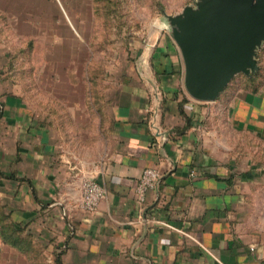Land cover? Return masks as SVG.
<instances>
[{
  "label": "crops",
  "instance_id": "obj_1",
  "mask_svg": "<svg viewBox=\"0 0 264 264\" xmlns=\"http://www.w3.org/2000/svg\"><path fill=\"white\" fill-rule=\"evenodd\" d=\"M137 58L110 96L106 138L95 154H61L25 98L3 97L0 195L12 220L40 241L48 264H264V222L253 203L264 165L220 150L209 135L223 138L207 126L212 104L222 109L227 93L236 95L233 123L264 130L252 99L264 87L254 94L234 84L215 101L193 99L164 27L138 46ZM149 166L161 178L140 204L136 185ZM86 176L107 191L93 211L82 205Z\"/></svg>",
  "mask_w": 264,
  "mask_h": 264
},
{
  "label": "rangeland",
  "instance_id": "obj_2",
  "mask_svg": "<svg viewBox=\"0 0 264 264\" xmlns=\"http://www.w3.org/2000/svg\"><path fill=\"white\" fill-rule=\"evenodd\" d=\"M96 1L0 0V107L6 95L25 98L61 154L99 150L106 138L110 96L134 69L138 46L150 43L154 30L164 26L171 34L166 15L181 13L198 0H121L110 22L97 16ZM256 96L253 109L261 110L258 120L263 127L264 89ZM235 97L221 95L224 107L212 104L207 119L208 128L217 129L226 140L225 147L216 135L209 138L226 153L250 155L264 165V130L233 123L229 108ZM239 112L243 118L250 109ZM0 127H6L2 117ZM257 187L253 203L258 220L264 222V178ZM4 202L0 195V205ZM1 232L2 226L0 264H28L17 248L4 243Z\"/></svg>",
  "mask_w": 264,
  "mask_h": 264
},
{
  "label": "water",
  "instance_id": "obj_3",
  "mask_svg": "<svg viewBox=\"0 0 264 264\" xmlns=\"http://www.w3.org/2000/svg\"><path fill=\"white\" fill-rule=\"evenodd\" d=\"M166 18L193 99L215 101L238 74L260 69L264 0H198Z\"/></svg>",
  "mask_w": 264,
  "mask_h": 264
},
{
  "label": "trees",
  "instance_id": "obj_4",
  "mask_svg": "<svg viewBox=\"0 0 264 264\" xmlns=\"http://www.w3.org/2000/svg\"><path fill=\"white\" fill-rule=\"evenodd\" d=\"M124 0H122L123 2ZM121 0H97L95 2V11L97 16L104 15L111 21L114 12L119 10L122 4ZM120 12H122L120 10ZM123 13V12H122ZM113 14V15H112ZM112 15V16H111ZM110 18V19H109ZM260 60V69L251 73L250 75L242 74L236 80L229 85L239 84L246 90L252 93H258L264 87V49L261 48L258 53ZM228 87V88H229ZM4 101L1 100V105ZM2 111L0 110V117ZM1 130V127H0ZM0 226H2L1 236L5 244L17 248L22 254L27 256L28 264H48L47 257L44 254V247L39 240L35 239L33 235L26 231L23 227L17 226L12 220L10 212L7 209V205H0Z\"/></svg>",
  "mask_w": 264,
  "mask_h": 264
},
{
  "label": "built area",
  "instance_id": "obj_5",
  "mask_svg": "<svg viewBox=\"0 0 264 264\" xmlns=\"http://www.w3.org/2000/svg\"><path fill=\"white\" fill-rule=\"evenodd\" d=\"M156 114H153L155 117ZM154 119V118H153ZM152 127L156 132L159 131V126L155 121H152ZM161 178V172L153 166L144 168L142 174L136 185V199L140 204L146 201L147 193L149 190L155 188ZM82 190V205L88 210H95L100 205L101 201L106 197L107 191L104 185L100 184L92 176L83 178L81 184Z\"/></svg>",
  "mask_w": 264,
  "mask_h": 264
}]
</instances>
